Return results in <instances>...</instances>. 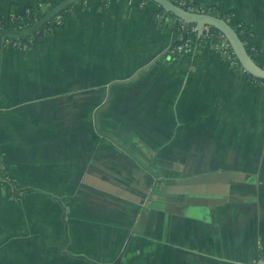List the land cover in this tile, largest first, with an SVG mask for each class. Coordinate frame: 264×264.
I'll list each match as a JSON object with an SVG mask.
<instances>
[{
	"label": "crops",
	"instance_id": "0c3cea01",
	"mask_svg": "<svg viewBox=\"0 0 264 264\" xmlns=\"http://www.w3.org/2000/svg\"><path fill=\"white\" fill-rule=\"evenodd\" d=\"M187 1L243 23L264 65V0ZM52 3L0 0V20ZM159 10L83 0L37 47L0 41V264H253L264 250V88L207 40L171 58L184 35Z\"/></svg>",
	"mask_w": 264,
	"mask_h": 264
},
{
	"label": "water",
	"instance_id": "95a60500",
	"mask_svg": "<svg viewBox=\"0 0 264 264\" xmlns=\"http://www.w3.org/2000/svg\"><path fill=\"white\" fill-rule=\"evenodd\" d=\"M78 1L80 0H60L55 5H53L50 9H48L38 20H36L31 25L26 26L24 28H17V29H9L7 27L0 28L1 43H3L5 39H21V38H25L27 36L32 35L34 32L42 28L47 22H49L61 10H63L64 8L72 4H75ZM151 1L158 4L162 8L163 11L172 14L173 17L177 19L178 24L182 26L184 30H186L190 26H195L202 33H205V30H206L205 27L210 28L211 31H214V30L219 31L224 36L225 40L231 46L237 58L240 68L246 71L247 74H250L255 78L264 80V67L258 64L249 55V53L246 50L245 44L242 41V36L238 34L225 19L218 17L216 15L190 12L186 10L185 8H183L182 6L174 3L172 0H151ZM166 51L164 53H166ZM164 53L155 56V58H153L151 62H149L143 68L147 67L151 63L161 58L164 55ZM108 96H109V93L107 92L106 99L108 98ZM96 111L97 110H95V113ZM94 126L96 128L95 123H94ZM104 136L108 138L109 140H111L117 146L123 148L118 142H116L110 136L108 135H104ZM225 176H226L225 173H213V174H209L208 177L210 179L217 178V177L225 179ZM121 256H122V253L117 258L115 264L119 263Z\"/></svg>",
	"mask_w": 264,
	"mask_h": 264
},
{
	"label": "built area",
	"instance_id": "2783aa9c",
	"mask_svg": "<svg viewBox=\"0 0 264 264\" xmlns=\"http://www.w3.org/2000/svg\"><path fill=\"white\" fill-rule=\"evenodd\" d=\"M131 1V0H129ZM177 4L182 6L183 8H185L186 10L190 11V12H196V13H203V14H211V15H216L218 16V13L211 7L208 5H203V4H195L192 2H188L187 0H178ZM32 9L33 8H29L26 10V14L23 18H13L10 17L9 18V22H11L14 26L16 24V22L18 20H24L26 19L31 13H32ZM34 9H37L34 7ZM65 15L64 14H56L51 21L56 25V26H60L63 24L64 20H65ZM219 17V16H218ZM165 18H169L165 16V14H163L162 12L157 13L156 14V20L157 21H162ZM8 22V21H7ZM8 25L3 21L0 20V28H5ZM25 27V26H24ZM24 27H19V28H24ZM181 28H183L181 26ZM13 29H17L16 27H14ZM205 33H202L201 31H199L195 26H192L190 31L192 33H196L198 35H207L210 28L205 27ZM215 37L217 38V42L215 43L218 52L220 54L221 57L227 59L228 61H230L233 65H237L239 66V63L237 61V58L231 48V46L229 45V43L225 40L224 36L219 33L217 35H215ZM192 38H185L184 43L183 44H179L176 47L172 48L169 53L170 54H178L180 52H182L183 50H188L190 49L193 45H192ZM3 44L6 46H12V47H16V48H20V49H27L28 46L26 43H21L20 39H5L3 41ZM256 83H259L261 86L264 87L263 84V79H259V78H255L254 80ZM12 181L11 177H10V173L8 170V166L6 165V163L4 162L2 155L0 153V182L2 184H10ZM253 264H264V250H261L258 254V256L254 259Z\"/></svg>",
	"mask_w": 264,
	"mask_h": 264
},
{
	"label": "trees",
	"instance_id": "16d2710c",
	"mask_svg": "<svg viewBox=\"0 0 264 264\" xmlns=\"http://www.w3.org/2000/svg\"><path fill=\"white\" fill-rule=\"evenodd\" d=\"M58 1L60 0H53L52 6L55 5ZM83 0H80L78 2H76L75 4H81ZM174 3L177 4L178 0H172ZM189 2V1H188ZM74 4L64 8L63 10H61L59 13L60 14H64L66 17L70 14V8L73 6ZM159 12H162L163 14H165V16L173 18V15L165 12L162 10V8L160 7ZM44 14V12H42L39 9H32V13L24 20H18L15 24V26L8 21L7 23V28L9 29H13L14 27L19 28V27H26L31 25L32 23H34L36 20H38L42 15ZM219 16V15H218ZM65 17V18H66ZM221 17V16H219ZM223 19H225L231 26L232 28L242 36V41L245 44L246 50L249 53V55L261 66L264 67V65H262L261 63H259V61L257 60V57L254 54L253 49L246 44V38H247V33H248V28L241 23L240 21H237L231 14H227L225 16H222ZM163 21V20H162ZM63 25V24H62ZM62 25L60 26H56L51 20L49 22H47L42 28H40L38 31L34 32L32 35L27 36L25 38H21L20 42L21 43H26L28 47H37L40 45V43L42 42L43 38L45 36H49L51 34H53L58 28H60ZM178 30L180 32L183 33L184 35V39L182 41H179L177 43H174L170 46L169 50L170 51L172 48L176 47L179 44H183L185 38H192V45L195 47H199L201 46V44H203L204 41H210L212 43H216L217 42V38L215 37V35L219 34L220 32L217 30L211 31V29L209 30L207 35H198L196 33H192L190 31L191 27L187 28L186 30H184L183 28H181L180 26H177ZM185 50H183L180 53H176V54H170V57H177L178 55H180L181 53H183ZM248 76V81L257 89H262L264 88L263 86H261L259 83H256L255 77H253L250 74H247ZM263 84H264V80H263Z\"/></svg>",
	"mask_w": 264,
	"mask_h": 264
}]
</instances>
